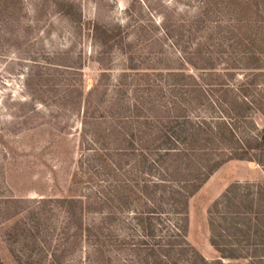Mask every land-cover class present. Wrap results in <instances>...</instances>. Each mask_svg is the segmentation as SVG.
<instances>
[{
	"label": "trees",
	"instance_id": "1",
	"mask_svg": "<svg viewBox=\"0 0 264 264\" xmlns=\"http://www.w3.org/2000/svg\"><path fill=\"white\" fill-rule=\"evenodd\" d=\"M200 4L195 20L182 21L183 33L160 21L164 37L188 56L184 71L144 73L153 79L134 85L132 102L124 103L125 82H117L114 96L98 101L104 111L84 116L79 150L92 125V151L73 169L69 195L54 202L63 217L49 229L51 201L33 202L11 235L16 264H65L78 245L86 246L83 262L95 264H112L113 248L131 264H264V179L231 185L208 210L217 260L198 256L185 240L188 201L220 167L248 162L264 174V127L255 122L264 120V0ZM93 32L119 37L97 26ZM134 68L127 71L138 74ZM114 155L128 166L112 164ZM125 168L127 178L119 176ZM120 222L130 231L124 238L115 229ZM56 226L52 248L46 239Z\"/></svg>",
	"mask_w": 264,
	"mask_h": 264
},
{
	"label": "rangeland",
	"instance_id": "2",
	"mask_svg": "<svg viewBox=\"0 0 264 264\" xmlns=\"http://www.w3.org/2000/svg\"><path fill=\"white\" fill-rule=\"evenodd\" d=\"M201 7L200 0H0V264H16L11 235L34 210L33 202L51 201L52 225H45L53 229L60 223L63 214L54 202L69 195L73 169L92 151V125L85 128L84 153L79 150L82 120L97 107L104 111L98 101L114 96L113 85L125 82L123 101L132 102L134 85L153 79L144 73L185 70L186 52L164 37L160 21L166 23L163 29L183 33L182 21L195 20ZM95 26L119 37L102 39ZM132 66L138 74L127 71ZM255 122L264 127L262 118ZM112 144L113 149L117 144ZM127 161L114 155L111 163L126 166ZM129 170L119 176L127 178ZM263 179L256 164L229 161L188 201L185 240L198 256L218 259L207 224L215 200L233 184ZM115 229L122 238L130 234L126 223ZM59 231L56 226L48 234L52 248ZM80 247L65 264H95L83 262L87 254ZM114 250L112 264H131Z\"/></svg>",
	"mask_w": 264,
	"mask_h": 264
}]
</instances>
